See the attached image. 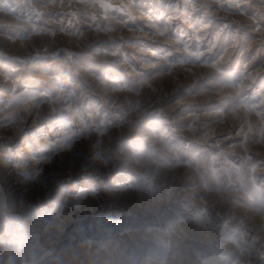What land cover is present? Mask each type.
I'll list each match as a JSON object with an SVG mask.
<instances>
[{
	"label": "rangeland",
	"instance_id": "1",
	"mask_svg": "<svg viewBox=\"0 0 264 264\" xmlns=\"http://www.w3.org/2000/svg\"><path fill=\"white\" fill-rule=\"evenodd\" d=\"M0 264H264V0H0Z\"/></svg>",
	"mask_w": 264,
	"mask_h": 264
},
{
	"label": "snow or ice",
	"instance_id": "2",
	"mask_svg": "<svg viewBox=\"0 0 264 264\" xmlns=\"http://www.w3.org/2000/svg\"><path fill=\"white\" fill-rule=\"evenodd\" d=\"M161 34L163 35V34H165L164 32H161Z\"/></svg>",
	"mask_w": 264,
	"mask_h": 264
}]
</instances>
